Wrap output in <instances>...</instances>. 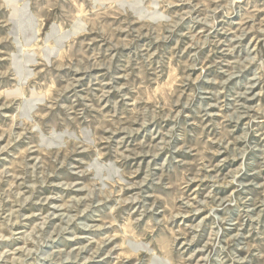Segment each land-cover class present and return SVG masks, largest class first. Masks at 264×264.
I'll return each mask as SVG.
<instances>
[{
    "label": "rangeland",
    "instance_id": "obj_1",
    "mask_svg": "<svg viewBox=\"0 0 264 264\" xmlns=\"http://www.w3.org/2000/svg\"><path fill=\"white\" fill-rule=\"evenodd\" d=\"M0 264H264V0H0Z\"/></svg>",
    "mask_w": 264,
    "mask_h": 264
},
{
    "label": "bare ground",
    "instance_id": "obj_2",
    "mask_svg": "<svg viewBox=\"0 0 264 264\" xmlns=\"http://www.w3.org/2000/svg\"><path fill=\"white\" fill-rule=\"evenodd\" d=\"M26 11H27V9H26ZM14 29L15 30L13 31V33L15 35V38H19V37L21 38L22 37V32L19 29H17V28H14ZM34 37H35V32H34V24H33V21H32L31 24H30L29 33H26L24 40L29 42L28 38L31 40V39H34ZM64 38L67 39L68 38V34H64L63 36L60 37V39H64ZM23 46H24V43H23L22 47Z\"/></svg>",
    "mask_w": 264,
    "mask_h": 264
}]
</instances>
